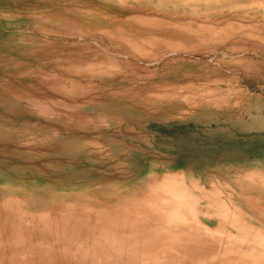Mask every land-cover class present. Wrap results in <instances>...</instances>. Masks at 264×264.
I'll list each match as a JSON object with an SVG mask.
<instances>
[{
  "label": "rangeland",
  "instance_id": "1",
  "mask_svg": "<svg viewBox=\"0 0 264 264\" xmlns=\"http://www.w3.org/2000/svg\"><path fill=\"white\" fill-rule=\"evenodd\" d=\"M261 1L0 0V264H254L264 244ZM171 208L186 220L161 226ZM69 210L111 243L67 233ZM52 218L61 223L47 227ZM129 220L140 230L127 233ZM244 243L258 248H234Z\"/></svg>",
  "mask_w": 264,
  "mask_h": 264
},
{
  "label": "bare ground",
  "instance_id": "2",
  "mask_svg": "<svg viewBox=\"0 0 264 264\" xmlns=\"http://www.w3.org/2000/svg\"><path fill=\"white\" fill-rule=\"evenodd\" d=\"M209 1H210V0H209ZM253 1H254V0H253ZM262 1H263V3H264V0H262ZM262 1H261V2H262ZM250 4H251V3H250ZM252 4H253V2H252ZM143 13H144V12H143ZM146 14H147V13H146ZM138 16H139V15H138ZM138 16H137V17H138ZM140 16H141V15H140ZM134 17H135V16H134ZM144 17H146V16L144 15ZM125 18H126V17H125ZM138 18H140V17H138ZM135 19H136V18H135ZM144 19H145V18H144ZM139 20H140V19H139ZM157 20H158V19H157ZM126 21H127V20H126ZM132 21H133V20H132ZM132 21H131V22H132ZM137 21H138V20H137ZM155 21H156V20H155ZM158 21H159V20H158ZM133 22H134V21H133ZM163 22H165V20H163ZM163 22H162V23H163ZM190 22H191V21H190ZM193 22H194V21H193ZM155 23H157V22H155ZM166 23H168V22H166ZM178 23H179V22H178ZM213 23H214V22H213ZM221 23H222V22H221ZM229 23H230V22H229ZM134 24H135V22H134ZM163 24H164V23H163ZM163 24H162V25H163ZM169 24H170V23H169ZM189 24H190V23H189ZM193 24H194V23H193ZM141 25H142V24H140V27H141ZM164 25H165V24H164ZM170 25H171V24H170ZM176 25H177V24H176ZM179 25H180V24H179ZM220 25H222V24H220ZM197 26H198V25H197ZM143 27H144V26H143ZM159 27H162V26H159ZM159 27H158V28H159ZM167 27H168V26H167ZM185 27H186V26H185ZM187 27L189 28V26H187ZM195 27H196V26H195ZM195 27H194V28H195ZM198 27H199V26H198ZM231 27H232V26H231ZM231 27H230V28H231ZM137 28H138V27H137ZM174 28H176V27H174ZM194 28H193V29H194ZM200 28H202V27H200ZM162 29H164V28L162 27ZM165 29H166V28H165ZM181 29H182V28H181ZM189 29H190V28H189ZM141 30H142V29H141ZM144 30H145V29H144ZM171 30H172V29H171ZM176 30H177V29H176ZM122 31H123V30H122ZM160 31H161V30H160ZM178 31H179V30H178ZM178 31H177V32H178ZM183 31H184V30H183ZM124 32H125V31H124ZM155 32H156V31H155ZM161 32H162V31H161ZM161 32H160V33H161ZM165 32H166V31H165ZM195 32H196V31H195ZM84 33H85V32H84ZM181 33H182V32H181ZM206 33H207V32H206ZM152 34H153V33H152ZM154 34H155V33H154ZM184 34H185V33H184ZM148 35H149V34H148ZM157 35H158V34H157ZM144 36H146V35H144ZM175 36H176V34H175ZM203 36H204V35H203ZM104 37H105V35H104ZM139 37H140V36H139ZM176 37H177V36H176ZM188 37H189V36H188ZM124 38H125V37H124ZM124 38H122V39H124ZM136 38H137V36H136ZM146 38L148 39V37H145V39H146ZM156 38L158 39V37H156ZM164 38H165V37H164ZM245 38H246V37H245ZM111 39H112V38H111ZM126 39H127V38H126ZM126 39H125V40H126ZM143 39H144V38H143ZM157 39H156V40H157ZM181 39H182V37H181ZM183 39H184V38H183ZM125 40H124L123 43H125ZM127 40H128V39H127ZM129 40H130V39H129ZM140 40H141V37H140ZM176 40H177V39H176ZM147 41H149V40H147ZM126 42H127V41H126ZM131 42H132V40H131ZM151 42H152V41H151ZM178 42H179V41H178ZM132 43H133V42H132ZM152 43H153V42H152ZM156 44H157V43H156ZM126 45L128 46V43H126ZM129 45H130V44H129ZM135 45H136V44H135ZM138 45H140V43H139ZM115 47H116V46H115ZM133 47H134V45H133ZM130 48H131V47H130ZM136 48H137V47H136ZM143 48H146V47H143ZM147 48H148V47H147ZM149 48H151V46H150ZM149 48L147 49L148 51H150ZM116 49H117V47H116ZM133 49H135V47H134ZM141 49H142V48H141ZM155 49H156V48H155ZM155 49H153V47H152V50L156 51ZM128 50H129V48H128ZM130 50H131V49H130ZM132 51H133V50H132ZM136 51H137V50H136ZM142 51H143V49H142ZM154 51H153V52H154ZM90 52H91V51H90ZM92 52H93V51H92ZM134 52H135V51H134ZM139 52H141V51H139ZM94 53H95V52H94ZM143 53H145V52H143ZM143 53H142V54H143ZM155 54H156V52H155ZM157 54H158V53H157ZM135 55H136V54H135ZM137 55H138V54H137ZM142 57H143V56H142ZM252 182H253V181H252ZM249 183H250V182H249ZM253 185H254V184H253ZM159 192H160V191H159ZM174 192H175V191H174ZM163 193H165V190H163L162 194H163ZM165 194H166V193H165ZM175 194H176V193H175ZM184 194H185V193H183V195H184ZM185 196H186V195H185ZM185 196H184V197H185ZM175 197H176V199H178L176 195H175ZM190 197H191V196H190ZM190 197H189V196H188L187 198L185 197V200H188ZM154 198H155V196H154ZM164 198H166V197H164ZM168 198H170V197H168ZM171 198H172V196H171ZM204 198H205V197H204ZM159 199H160V198H159ZM161 200H163V199L161 198ZM171 200H172V199H169V200H167V201H171ZM167 201H165V202H167ZM189 201H190V199H189ZM189 201H187V202L189 203ZM190 202H191V201H190ZM147 203H148V202H147ZM170 203H171V202H170ZM172 203H173V204H176L177 202H175V203L172 202ZM179 203H180V202H179ZM153 204H154V203H152V204L149 203V205H148V207H151V209L148 208V207H146V208L152 210L154 207L152 208V206H150V205H153ZM155 204H156V203H155ZM164 204H166V203H164ZM160 205L163 206L162 204H160ZM167 205H168V203H167ZM176 205H177V204H176ZM179 205H180V204H179ZM182 205H183V204H182ZM204 205H206V204H204ZM183 206H184V205H183ZM186 206H193V204H192V203H189V204L186 205ZM186 206H185V209H186ZM206 206H207V205H206ZM2 207H3V206H2ZM174 207H175V206H174ZM180 207H181V205H180ZM216 207H218V206H216ZM169 208H170V207H169ZM175 208H176V207H175ZM210 208H212V207H210ZM219 208H220V207H219ZM219 208H218V209L216 208V209H217V210H220ZM156 209H157V208H156ZM162 209H163V207H162ZM171 209H172V210H171ZM171 209H170V211H172L171 214H173V215L169 214L170 211L167 212L168 214H165V213H166L165 210H168L167 208H166L165 210H163L165 213H164L163 211H161V212H162V213H161L162 215H161L160 217H161L162 219H161V218H160V219L163 220V221H165V222H162V221H161V223H160L161 226H164V227H165V225H168L167 223H169V224H170V223H172V224L174 223V224H177V225H178V224H180V222H181L180 218L182 217L181 219H183V214H182V216H181V214H178V215L181 216V217L179 216L180 218L177 217V219H179L180 221H179V220L177 221V220L174 218V217H175L174 214L177 215V213L180 212V209H179V208H178L179 211L177 210V208H176V211L174 210V208H171ZM181 209H182V208H181ZM203 209H204V208H203ZM207 209H208V208H207ZM1 210H2L1 212H3V210L5 211V208H3V209L1 208ZM6 210H7V208H6ZM173 210H174L175 212H177V211H178V212H177V213H174ZM182 210H183V209H182ZM187 210H190V209L187 208ZM208 210H209V209H208ZM152 211H153V210H152ZM154 211H155V210H154ZM183 211H184V210H183ZM191 211H192V210H190V212H189L190 214H191ZM1 212H0V214H1ZM5 212H6V211H5ZM14 212H15V211H14ZM16 212H17V211H16ZM16 212H15V214H16ZM72 212L77 213V211L69 210V211H66V212L63 214V215H64V217H63L64 221L66 222V220H67V222H66L67 224H65V225H66V226H65V231H66L67 233H70V234H71V233L75 234L74 237H75V238H78V239H81V240H82V238H84V236L81 237L80 234H82V235H88V234H89L90 237H91V235L93 234V235H92V238H93V237L95 236V234H94L93 232H94V231H97L98 229L95 228L96 230H92V229H94V228H90V227H88L89 230H85V229L87 228V226H86L85 224L83 225L82 219H81L82 225H80L81 222L78 221V217H81V215L73 214ZM79 212H80V210H79ZM118 212H119V211H118ZM206 212H207V211H206ZM211 212H212V211H211ZM215 212H216V211H215ZM224 212H225V211H224ZM21 213H22V212H21ZM149 213H151V212H149ZM152 213H153V212H152ZM163 213H164V217H165V218L162 217V216H163ZM17 214H20V212H17ZM17 214H16V215H17ZM79 214H80V213H79ZM86 214H87V213H86ZM86 214L84 215L85 218H87L88 220L92 219V216H91L90 214H87V215H86ZM155 214L160 215L159 213H157V211H156L155 213H153L152 215H155ZM229 214H231V213H229ZM6 215H7V214H6ZM11 215H12V214H11ZM166 215H167V217H166ZM234 215H236V213H235ZM238 215H239V214H238ZM9 216H10V215H9ZM24 216H25V215H21V219H23V218L25 219ZM75 216H77V217H75ZM96 216H97V215H96ZM112 216H113V214H112ZM127 216H128V215H127ZM228 216H229V215H228ZM128 217H129V216H128ZM149 217H150V216H149ZM152 217H153L152 220L157 221V220L155 219L154 216H152ZM156 217H157V216H156ZM230 217H231V216L226 217V218H229V220H230ZM6 218H8V216H6ZM10 218H11V217H10ZM16 218H17V217H16ZM81 218H82V217H81ZM97 218H98V217H97ZM112 218H114V217H112ZM123 218H124V217H123ZM163 218H164V219H163ZM166 218H167V219H166ZM173 218H174L175 220H174ZM222 218H223V217H222ZM231 218H232V221H234V222H232L231 220H230V222H232V224H233V223L235 224V220H236L237 218H236L235 220H234L233 217H231ZM8 219H9V218H8ZM8 219H7V220H8ZM24 219H23L22 221H25ZM35 219H36V218H35ZM57 219H58V218H57ZM79 219H80V218H79ZM149 219H151V218H149ZM160 219H159V220H160ZM184 219H185V218H184ZM184 219H183V221H184ZM10 220H12V219H10ZM19 220H20V216L18 217V221H19ZM31 220H32V219L30 218V221H31ZM69 220H70V221H69ZM83 220H86V219H83ZM88 220H86V221H87V222H86L87 224H88V222H89ZM126 220L128 221L127 218H126ZM134 220H136V219H134ZM185 220H186V219H185ZM237 220H239V219H237ZM237 220H236V221H237ZM13 221H14V220H12L11 223L17 225V226H15V227H19L18 230H17V232L19 231V235H18V237H22L23 234L21 233V231H22L23 229L21 228V229H22V230H21L20 227H21L22 225H23V227L26 226L27 223H26V225H24V224H23L24 222H22V221L20 220V221L22 222V225H21V223L19 222V223H20V226H19L18 221H17L18 224H17V223H14ZM34 221H35V220H34ZM36 221H37V219H36ZM91 221H92V220H91ZM96 221H98V220H96ZM109 221H111V222L114 221L115 223H117V220H113V221H112V220H109ZM130 221H131V220H129V224H130ZM176 221H177V223H176ZM2 222H3V221H2ZM4 222H5V220H4ZM15 222H16V221H15ZM25 222H27V221H25ZM28 222H29V221H28ZM45 222H46V221H45ZM92 222H93V221H92ZM104 222H105V221H104ZM107 222H108V221H107ZM185 222H186V221H185ZM238 222H241V221H238ZM9 223H10V222H9ZM11 223H10V224H11ZM36 223H37V222H36ZM36 223L33 222V224H36ZM49 223H50V224H49ZM49 223H48L47 227L50 226L51 224H54V223L59 224V223H61V221L52 218V219H50V222H49ZM89 223H90V222H89ZM95 223H96V222H95ZM100 223H102V222H100ZM122 223H125V218H124V220H123L122 222H119V221H118V224L123 225ZM134 223H135V221H134ZM134 223L131 221V226H128V227H127V230H126L127 233H132L133 231L136 232V230H140V229H139L140 225H139V227H136V225H138V224H134ZM141 223H142V222H141ZM143 223H145V222L143 221ZM0 224H1V223H0ZM29 224H30V226H31V223H29ZM29 224H28V225H29ZM33 224H32V225H33ZM37 224H38V223H37ZM109 224H110V223H109ZM230 224H231V223H230ZM232 224H231V226L234 225V224H233V225H232ZM236 224H237V223H236ZM100 225H101V224H100ZM110 225H111V224H110ZM114 225L116 226V224H114ZM237 225H239V224H237ZM237 225H236V227L233 226V228H234V227H235V229L238 228ZM12 226L14 227V225H12ZM30 226H27V227H30ZM89 226H90V225H89ZM92 226H93V225H92ZM92 226H91V227H92ZM7 227H8V224H7ZM15 227H14V228H15ZM31 227H32V226H31ZM31 227H30V229H31ZM33 227H34V226H33ZM60 227H61V226H60ZM85 227H86V228H85ZM93 227H94V226H93ZM116 227H117V226H116ZM142 227H143V226L141 225V228H142ZM99 228H100V226H99ZM107 228H108V227H107ZM198 228H200V230L203 231V234L206 232V229L201 228V227H198ZM198 228H197V230H198ZM3 229H5V224H4V228H3ZM28 229H29V228H28ZM39 229L41 230V228H39ZM53 229H54V228H53ZM63 229H64V228H63ZM102 229H103V228H102ZM153 229H154V228H153ZM190 229H192V228H190ZM190 229L186 230L185 232H182V231H183V230H182L181 233H186V232H187L188 234L186 233V235H188V236H193V235H194L193 233H196V234H199V233H200V231H197L195 228H193V231H194V232L192 231V232H193V233H192ZM194 229H195V230H194ZM0 230H1V227H0ZM9 230H10V229H9ZM9 230H8V232L11 231V230H10V231H9ZM20 230H21V231H20ZM25 230H27V229H25ZM25 230H24V232H25ZM100 230H101V229H100ZM105 230H106V227H105ZM105 230H103V231L105 232ZM162 230H163V231H165V230L167 231V229H163V227H162ZM189 230H190V232H189ZM236 230H237V229H236ZM239 230H240V229H239ZM239 230H237V232H238ZM14 231H15V233H13ZM36 231H37V230H36ZM45 231H46V230H45ZM65 231H64L63 233H65ZM85 231H87L86 234L84 233ZM92 231H93V232H92ZM101 231H102V230H101ZM103 231H102V232H103ZM111 231H112L113 234L116 233L117 231H118V232H121V233L124 232L122 229H119V230H111ZM111 231H110V232H111ZM195 231H196V232H195ZM202 231H201V233H200L201 235H202ZM204 231H205V232H204ZM211 231H213V230H211ZM234 231H235V230H234ZM248 231H249V230H248ZM8 232H7V233H8ZM104 232H103V233H104ZM173 232H175V231H173ZM178 232H179V231H178ZM239 232H240V231H239ZM239 232H238V233H239ZM241 232H243V230H242ZM1 233H2V232H1ZM30 233H31V232H29V234H30ZM58 233H59V232H58ZM61 233H62V231L60 232V235H61ZM87 233H88V234H87ZM105 233H109V232H105ZM105 233H104V234H105ZM179 233H180V232H179ZM8 234H9V235H10V234L15 235V234H16V228H15V230L13 229V231H12L11 233H8ZM17 234H18V233H17ZM20 234H21V235H20ZM29 234H28V236H29ZM42 234H43V233H42ZM54 234H55V233H54ZM73 234H72V235H73ZM110 234H111V233H110ZM119 234H120V233H119ZM190 234H193V235H190ZM31 235H32V234H31ZM79 235H80V236H79ZM201 235H200V238H199V235H198V236L196 235L198 238H197L196 236H195V238H194V236H193V238H194L195 240L197 239V241H199L200 243H201L202 241H204V244H206V243L209 242L210 245H207V244H206V245H207V246H211V245L213 246V244H211L212 241H210L209 239H206V240H209L208 242H206V241L204 240L206 237L202 238L203 236L201 237ZM26 236H27V235H26ZM26 236H25V237H26ZM57 236H58V235H56V237H57ZM61 236H62V235H61ZM65 236H68V234H67V235L65 234ZM70 236H71V235H70ZM70 236H69V237H70ZM99 236H100V235H99ZM106 236H110V235H106ZM16 237H17V236H16ZM18 237H17V240H18ZM90 237H88V238L85 237V238H86V240L88 241V239H89ZM185 237H186V236H185ZM239 237H240V236L238 235V240H240V239H245V238H242V237L239 238ZM7 238H8V237H7ZM111 238H112V237L100 238V240H99V239L97 238V236H96V238H93V239H94V240H95V239L99 240L98 242H100V244H99V243H98V244L100 245V248H102V247L104 246V244H106V243H111V242H110ZM189 238H190V237H188L187 239H189ZM233 238H234V237H233ZM27 239H28V238H27ZM93 239H92V240H93ZM185 239H186V238H185ZM210 239H213V240H214V238H211V237H210ZM246 239H247V236H246ZM246 239H245V241H246ZM248 239H249V237H248ZM248 239H247V240H248ZM251 239H252V238L250 237V240H251ZM10 240H11V239H10ZM14 240H15V239H14ZM235 240H237L236 237H235ZM250 240H249V241H250ZM60 241H61V240H60ZM67 241H68V240H67ZM191 241H192V240H191ZM226 241H228V240L226 239ZM241 241H242V240H241ZM32 242H33V241H32ZM50 242H51V241H50ZM62 242H63V241H62ZM69 242H70V241H69ZM72 242H73V240H72ZM72 242H71V244H72ZM74 242H75V241H74ZM78 242H79V241H78ZM90 242H92V241H90ZM193 242H194V240H193ZM199 242H198V243H199ZM22 243H23V242H22ZM36 243H37V242H36ZM194 243H195V242H194ZM198 243H197V244H198ZM202 243H203V242H202ZM30 244H31V243H30ZM30 244H29V246H30ZM32 244L34 245L35 243H32ZM46 244H48V243H46ZM65 244H66V243H65ZM65 244H64V245H65ZM77 244H78V243H77ZM96 244H97V243H96ZM204 244H201V245H204ZM244 244L247 245V246L244 245L245 247L242 246L241 248H239V247H234V248H235V249H240V250H242V251H243V250H246V251L248 250V251H249V250L253 249V247H257V246H254V245H253V246H250V245H248L247 243H244ZM14 245H15V244H14ZM21 245H23V244H20V246H21ZM33 245H32V246H33ZM64 245H62V246H64ZM123 245H124V244H123ZM235 245H236V244H235ZM235 245H234V246H235ZM46 246H47V245H46ZM51 246H52V245H51ZM66 246H67V244H66ZM107 246H108V245H107ZM214 246H215V245H214ZM236 246H237V245H236ZM239 246H240V245H239ZM18 247H19V246H18ZM37 247H38V246H37ZM64 247H65V246H64ZM64 247H63V249H64ZM81 247H82V246H80L79 248H81ZM96 247H97V245H96ZM110 247H111V246H110ZM112 247H113V246H112ZM215 247H217V246H215ZM215 247H214V248H215ZM218 247L221 248V249L223 248V246H221V247L218 246ZM232 247H233V246H232ZM44 248H45V247H44ZM77 248H78V247H77ZM88 248H89V247H88ZM209 248H210V247H209ZM212 248H213V247H212ZM224 248H225V247H224ZM224 248H223V249H224ZM257 248H258V247H257ZM259 248H260L261 252L258 253V254H254V255H260V256H259V259H255V258H254V257H255L254 255H250V260H249V261L251 262V260H253L254 264H255V262H257V263H259V264H260V263H261V264L264 263V244L261 245ZM23 249H24V248H23ZM52 249H54V246H53ZM55 249H57V248H55ZM97 249H98V247H97ZM24 250H25V249H24ZM76 250H77V249H76ZM54 251H55V250H54ZM251 251H252V250H251ZM19 253H20V251H19ZM25 254H26V253H25ZM240 255H241V254L239 253V256H240ZM242 256H243V255H242ZM37 257H38V256H37ZM55 257H56V256H55ZM55 257H54V258H55ZM57 257H58V256H57ZM57 257H56V258H57ZM248 258H249V257H248ZM246 260H247V258H246ZM52 261H53V260H52ZM100 261H101V260H100ZM102 261H103V260H102ZM249 261H248V262H249ZM90 262H91V261H90ZM92 262H93V261H92ZM97 262H98V260H97ZM6 264H7V263H6ZM87 264H88V263H87ZM89 264H90V263H89ZM97 264H99V263H97ZM112 264H114V263H112ZM246 264H247V263H246ZM249 264H250V263H249Z\"/></svg>",
  "mask_w": 264,
  "mask_h": 264
}]
</instances>
